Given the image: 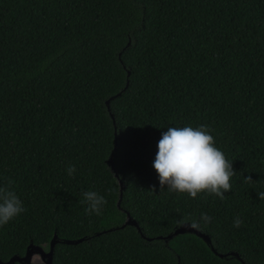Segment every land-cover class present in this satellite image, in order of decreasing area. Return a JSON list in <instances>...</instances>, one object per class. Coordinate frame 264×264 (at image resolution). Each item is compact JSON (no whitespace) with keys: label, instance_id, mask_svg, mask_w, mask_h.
I'll return each mask as SVG.
<instances>
[{"label":"trees","instance_id":"16d2710c","mask_svg":"<svg viewBox=\"0 0 264 264\" xmlns=\"http://www.w3.org/2000/svg\"><path fill=\"white\" fill-rule=\"evenodd\" d=\"M201 125L236 172L223 200L161 191L152 167L167 127ZM9 181L25 211L2 263L53 241L49 264H264V0H0Z\"/></svg>","mask_w":264,"mask_h":264},{"label":"clouds","instance_id":"9594fccd","mask_svg":"<svg viewBox=\"0 0 264 264\" xmlns=\"http://www.w3.org/2000/svg\"><path fill=\"white\" fill-rule=\"evenodd\" d=\"M157 173L161 191L167 186L168 192L186 193L195 198L200 193L215 195L221 200L224 193L232 188L231 178L235 175L232 161L215 145L214 137L205 125L199 127H167L162 132L157 144V153L152 164ZM69 176L76 171L74 165L66 169ZM246 182H252L251 177H245ZM0 187V226L7 224L25 211L23 202L10 187ZM153 192V191H152ZM264 200V192L257 193ZM82 203L86 204L84 211L87 215H100L106 200L95 191H84ZM205 223L211 222L212 217L206 213L201 215ZM182 227L199 230V221L190 223L178 221ZM243 221L237 217L233 227L242 226ZM33 264H44L38 253L32 256Z\"/></svg>","mask_w":264,"mask_h":264},{"label":"rangeland","instance_id":"374dc122","mask_svg":"<svg viewBox=\"0 0 264 264\" xmlns=\"http://www.w3.org/2000/svg\"><path fill=\"white\" fill-rule=\"evenodd\" d=\"M186 231L188 232H194V233H197L199 236H201L206 242H208V238L203 236L202 234H200L199 232H197L195 229L193 228H190V227H184ZM167 240H171L172 239V236H168L166 238ZM49 251L50 249L48 250H43V249H39L37 247H30V250L28 251V254H27V257L25 258V262L29 263V262H33L32 261V256L34 253H38L41 258L43 259V262H47L48 259H49Z\"/></svg>","mask_w":264,"mask_h":264},{"label":"water","instance_id":"95a60500","mask_svg":"<svg viewBox=\"0 0 264 264\" xmlns=\"http://www.w3.org/2000/svg\"><path fill=\"white\" fill-rule=\"evenodd\" d=\"M185 231H186L185 228L181 226V227H179L178 229L175 230L174 235H175L176 233H179V232H185ZM52 244H53V241L50 243L49 259H48L47 262H45L46 264H49V263H50V260H51L52 246H53ZM30 247H36V246L30 245ZM30 247H29L28 251L30 250ZM37 248L41 249L40 247H37ZM27 254H28V252L26 253V255H25L23 258H13L11 261H8V262H6V263H2V262H0V264H11L12 261H14V260L24 261L25 258L27 257ZM26 263H27V262H26Z\"/></svg>","mask_w":264,"mask_h":264}]
</instances>
